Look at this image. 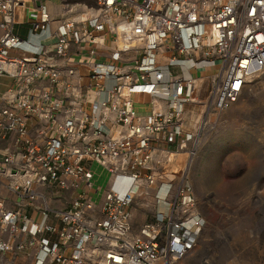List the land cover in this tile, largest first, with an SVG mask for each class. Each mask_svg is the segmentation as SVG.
Listing matches in <instances>:
<instances>
[{"label":"built area","instance_id":"obj_1","mask_svg":"<svg viewBox=\"0 0 264 264\" xmlns=\"http://www.w3.org/2000/svg\"><path fill=\"white\" fill-rule=\"evenodd\" d=\"M27 1L0 0V77L10 78L0 91V139L10 143L0 154V260L34 249L32 264L178 263L198 225L191 184L137 231L132 209L169 164L194 154L184 115L204 82V108L221 111L264 69V0H86L91 14L59 19L51 43L13 57ZM37 9L32 29H47ZM105 39L107 59L91 61ZM92 165L108 186L95 184Z\"/></svg>","mask_w":264,"mask_h":264},{"label":"rangeland","instance_id":"obj_2","mask_svg":"<svg viewBox=\"0 0 264 264\" xmlns=\"http://www.w3.org/2000/svg\"><path fill=\"white\" fill-rule=\"evenodd\" d=\"M62 3L55 19L93 12L86 0ZM80 73L84 74L82 69ZM191 73L204 71L192 69ZM204 88L205 82L197 93L199 100L187 105L192 111L184 116L196 133L194 154L186 164L183 160L169 164L150 195L137 197L139 206L132 212L140 223L155 207L167 208L179 183L191 184L198 225L191 248L176 264H264V69L235 103L221 111L204 108ZM92 167L99 171L98 166ZM96 180L104 188L107 173ZM116 183L126 184V180ZM98 197L99 193L93 199L98 201ZM67 202L64 197L57 205Z\"/></svg>","mask_w":264,"mask_h":264},{"label":"crops","instance_id":"obj_3","mask_svg":"<svg viewBox=\"0 0 264 264\" xmlns=\"http://www.w3.org/2000/svg\"><path fill=\"white\" fill-rule=\"evenodd\" d=\"M57 1L58 3H61L63 1L61 5L67 6L69 5V3L67 2H74L75 0H56V5H54V0L27 1L23 5L17 8L12 29L15 33H17L21 37L22 41L16 48L10 51V56L17 57L20 55H32L38 50L41 44H48L52 42V38L50 35L51 31L56 25L57 21L60 19V18L55 19L56 15L60 13V9H61ZM39 6H43L44 10L49 14L51 21L47 29L33 30L32 25H33L34 19L37 18V15L39 12L37 8ZM34 11L36 13V17H33L31 15L32 13H34ZM112 46L113 44L111 43L110 39H105L103 42V45L98 47L97 54L95 55L94 58L91 59V61L107 59L109 49ZM80 69L83 70L84 74L80 73ZM77 71L83 77L87 74V68L85 66H77ZM189 73H191V71ZM207 74H208V71H204L202 75H196V76H203V75L205 76ZM9 84H10V78L5 75H2L0 77V91H3L4 89H6ZM141 109L145 111L147 107H144V108L141 107ZM188 112L189 111H186L185 114H187ZM9 145H10L9 139H0V154L8 150ZM98 169L99 171H97L96 168H94L95 173H100L101 175L105 173L100 167H98ZM96 179H97V176L95 177V180ZM106 186H108V184H106ZM144 221L145 220H143L140 223H137V219L135 220L134 214L132 212V228L134 231H137L139 226ZM26 238L27 237H24L23 239H26ZM27 252L28 254H26L25 252L23 253L17 252L13 254V251H6L4 252L3 257L0 261L2 262V264H32V254L34 252V249H31V250L27 249Z\"/></svg>","mask_w":264,"mask_h":264},{"label":"bare ground","instance_id":"obj_4","mask_svg":"<svg viewBox=\"0 0 264 264\" xmlns=\"http://www.w3.org/2000/svg\"><path fill=\"white\" fill-rule=\"evenodd\" d=\"M87 12H82V13H79L78 14V16H83V14H86ZM92 13V12H91ZM259 72V70H257V71H254V73L252 74L253 76L255 75V74H257ZM264 228V227H263Z\"/></svg>","mask_w":264,"mask_h":264}]
</instances>
